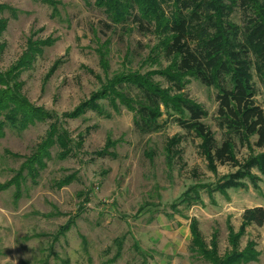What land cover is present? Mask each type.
I'll list each match as a JSON object with an SVG mask.
<instances>
[{"label": "rangeland", "instance_id": "obj_1", "mask_svg": "<svg viewBox=\"0 0 264 264\" xmlns=\"http://www.w3.org/2000/svg\"><path fill=\"white\" fill-rule=\"evenodd\" d=\"M53 1L56 12L38 0H0V5L17 12L16 17L0 14L9 21L0 37V72L18 67L29 44L47 42L12 83L32 106L55 115L71 150L60 158L61 149L50 148V159L44 158L45 168L33 180L24 164L55 120L36 122L22 131L5 127L0 139V264H208L189 252L192 219L207 243L218 232L223 255L229 247L228 223L238 232L246 210L264 208V173L252 166L253 178L242 179L243 187L213 191L239 167L209 169L201 139L181 129L163 106L162 129L151 134L137 129L135 112L119 101L117 109L108 100L100 101L105 114L89 109L72 118L79 106L120 74L152 72L153 81L169 90L170 82L159 72L170 60L157 50L159 36L133 25H113L103 9L83 0ZM173 1L164 4L168 14ZM241 18L236 10L229 19L243 25ZM252 75L256 104L264 110V84L255 67ZM183 84L181 94L207 113L203 122L220 143L217 90L189 76ZM125 92L132 98L138 95L135 89ZM171 140L177 156L169 168L165 148ZM255 141L236 144L240 167L264 154ZM20 171L23 179L17 187L13 181ZM195 185L213 190H199L202 204H179ZM248 242L259 253L258 261L250 264H264V226L247 228L240 249Z\"/></svg>", "mask_w": 264, "mask_h": 264}, {"label": "trees", "instance_id": "obj_2", "mask_svg": "<svg viewBox=\"0 0 264 264\" xmlns=\"http://www.w3.org/2000/svg\"><path fill=\"white\" fill-rule=\"evenodd\" d=\"M38 1L56 12L55 1ZM83 1L87 6L103 9L113 25H133L142 33L150 32L162 38L157 50L161 49L170 64L159 73L170 82L171 87L164 90L159 83H155L152 72L145 75L120 74L108 81L101 92L79 106L71 114L72 118L80 117L89 109L105 114L100 101L108 100L116 109L119 101L135 112L137 129L143 134H151L162 129L159 120L163 116V106L169 117L175 116L174 122L181 129L201 139V153L209 169L215 172L217 165L239 167L235 174L221 179L214 190L209 185L189 188L179 201L186 208L202 204L199 190H218L224 193L227 189L243 187L242 179L250 176L253 178L250 174L252 166L264 173V154L251 158L241 167L235 156L236 144L243 146L252 138H256L255 147L264 148V110L256 104L252 75L255 67L264 84V0H174L171 3L173 10L169 14L164 8L168 0ZM236 10L241 11L243 25L229 19ZM6 12L16 17L17 12L13 8L0 5V14ZM8 22V19L0 18V37L5 33ZM45 43L47 42L42 44ZM42 44H38L40 48L36 42L29 44L28 52L18 67L5 74L0 72V139L4 137L6 126L22 131L36 122L55 120L50 124L43 143L24 164L33 180L38 170L45 168L44 158L50 159V148L57 145L61 149L60 158L71 153L68 134L58 126L55 115L32 106L20 95L18 84L12 83L20 69L30 66L35 57L42 53L41 48L48 45ZM100 55L102 60L103 54ZM102 62L106 66L104 60ZM16 69L17 74L14 73ZM188 76L205 87L217 90L215 121L222 132L220 143L216 134L203 122L208 117L207 113L181 94L183 80ZM126 89H135L137 97L129 96ZM172 90L176 93L171 94ZM173 144L174 141L171 140L165 148L169 168L173 166L174 157L177 156ZM22 179L20 171L13 182L18 187ZM251 226H264L263 207L246 210L238 232L228 223L229 247L220 255L218 232L215 231L207 243L198 221L192 219L189 252L208 264L257 262L259 253L255 250V244L248 242L243 250L240 249L241 239Z\"/></svg>", "mask_w": 264, "mask_h": 264}]
</instances>
